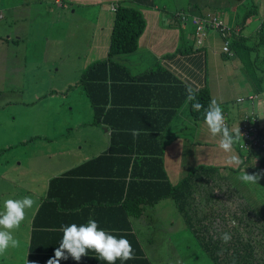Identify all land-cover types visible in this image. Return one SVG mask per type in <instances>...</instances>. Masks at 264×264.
Segmentation results:
<instances>
[{"label": "crops", "instance_id": "crops-1", "mask_svg": "<svg viewBox=\"0 0 264 264\" xmlns=\"http://www.w3.org/2000/svg\"><path fill=\"white\" fill-rule=\"evenodd\" d=\"M117 1L122 2V0H62L61 3L64 6L65 2L81 5L104 3L111 13L107 25L109 43L114 15L112 6ZM176 1L183 2V0ZM225 1L227 0H189L185 6L173 11L168 10L165 4H160L159 0H151L150 3L131 0L128 4L141 11L145 25L137 38L136 48L127 53L115 54L114 60L125 65L131 74H137L159 62L192 87L207 85L212 100L215 99L222 105L223 103L230 105L231 110L227 112L228 115L232 114L231 124L236 122L241 106H245L236 103V97L254 91L259 84L256 82L258 77L262 76L264 79L263 60L258 59L257 56L252 58L251 50L249 57L252 59L249 60L251 63L247 70L237 50L235 51L233 47L231 48L232 53L223 50V40L220 34L222 32L218 28L208 27L206 34L201 36V43H198L199 35L194 31L190 17L182 19L178 15L179 12L200 17H216L217 15L231 28L241 30L240 34L246 37L245 43L255 46L256 40L252 32L254 24L252 23L258 25V29L264 27L261 26L264 19V0H233L236 3L239 1L243 3V10L246 11L250 6L256 7V12L251 11L249 15L245 14L243 17L239 15V19L235 17V12L230 17L222 16L220 9L226 4ZM20 39L19 37L17 40ZM107 47L108 45L102 50L105 54L97 59L106 57ZM90 63H85L81 70ZM45 86L53 92L64 91V87H56L53 83H46ZM65 88L67 90V86ZM142 88L144 87H139L138 91L133 93L129 90L125 93L119 92L118 95L132 97L137 95ZM71 98L75 102L79 100L78 97ZM83 103L82 109L78 106L71 108L72 114L66 116L65 119L61 118L62 126L66 129L65 134H70L71 140L68 146L75 149L67 150V154L62 152L55 154L53 151L57 147H53L50 143L48 153L38 145L28 146L27 151L17 156L16 160H13L14 151L11 152L12 157L0 155V176L11 181L14 191L22 193L21 198L32 196L37 201V206L27 212L25 221L18 229L13 230V235L20 243L18 247L12 248V253L8 249L5 255L0 256L2 264H47L49 258L54 257L55 249L59 247L62 240L61 226L86 223L90 217L98 222L100 228L110 231L117 238L123 236L128 239L133 249L136 246L133 242L135 235L151 259L150 254L154 253L153 248L158 235L151 231L148 224L152 213L157 207L167 203L168 197H163L153 203H146L144 206L141 204L140 206H143L139 210L141 213L138 216L129 213L130 223H127L126 216L123 214L126 212L125 206L128 203L124 198L125 191L121 192L124 187L123 179L130 178L132 170L137 173L135 186L137 190L134 191L137 195L138 186H140L139 176L143 171L142 163L134 161L136 154L131 150L116 151L114 155L116 158L108 154L104 158H96L108 153L112 128L116 124L121 125L122 120L120 114L119 117L112 112L117 117L113 125L103 120L91 122L95 110L88 99ZM122 111L120 110L119 113H124ZM132 117L133 120L138 121L143 119ZM149 121L155 122L151 118ZM47 132L48 135L45 138L51 142L53 139L50 137V132ZM165 132L167 135L162 153L163 164L172 183L177 182L190 167L198 163L215 164L221 167V172L228 178L231 189L236 188L246 200L259 208L263 217L264 175L257 183H245L239 177L243 171L253 174L264 172V169L255 167L257 164L251 160L252 157L243 156V153L237 149L236 143L233 146L234 154L243 161L239 166L227 163L231 153H225L220 149L219 137H213L209 133L203 120H195L192 117L187 101L173 115ZM30 135L29 139L35 138V134ZM18 142L21 145H27L26 140L18 139ZM152 142L155 146L156 142L154 140ZM9 145L10 147L15 146V141L10 142ZM24 155H28L27 160L29 163L33 162V165L22 163ZM123 156H127L129 161L125 162L122 159ZM69 169H72V172L75 171V174L73 172L69 178L66 177L52 184L49 191L51 179ZM152 170L155 172V166ZM105 172H114L117 178L103 177L102 174ZM23 177L31 179L36 177V179L26 187L25 183L22 185L17 183V180ZM135 207L136 203H133L130 208L135 210ZM38 208H43L46 215L37 216ZM30 255L33 257L31 258ZM96 256L94 251H89L79 262L69 257L68 260H60V264H107L106 261L98 260ZM115 264H136V262L125 263L117 259Z\"/></svg>", "mask_w": 264, "mask_h": 264}, {"label": "trees", "instance_id": "trees-1", "mask_svg": "<svg viewBox=\"0 0 264 264\" xmlns=\"http://www.w3.org/2000/svg\"><path fill=\"white\" fill-rule=\"evenodd\" d=\"M18 1H12L14 2L11 6L13 9H18L14 7ZM140 1L150 3L151 0ZM7 2H11V0H0V6ZM251 11L256 12V7L250 6L243 16L249 15ZM55 25L57 28V23ZM144 25L145 20L139 9L129 4H123L121 1L115 2L107 55L91 62L79 74V81L83 86L84 93L95 110L91 122L103 120L107 124L113 125L117 120L115 114L118 116L120 114L122 120L121 125L116 124L112 128L108 153L101 154L96 158H104L107 154L116 158L114 156L116 151L131 150L136 154L134 161L141 162L143 166V171L139 176L140 186H138L139 193L137 195L134 193L137 190L135 188L137 173L132 170L131 177L123 179L124 187L121 192L125 191L124 198L128 202L125 206L126 212L123 214L126 216L127 223H130L129 213L138 216L141 213L139 210L144 204L153 203L163 197H171L185 223L199 240L201 248L217 264H264V218L260 214L259 208L253 206L234 188L227 190L225 198L229 194H234L236 198L228 197L229 203H226L225 200L221 201L219 209H216V213L213 214L214 203L220 197V192L217 193L215 189H221L223 184L226 188L230 186L228 178L221 172L220 166L212 163H198L190 167L177 182L172 183L169 180L162 156L167 125L185 101L189 104L192 117L195 120L204 121V109L208 107L212 98L207 85L193 87L199 89L196 92V101L203 105L200 111H194L192 108L194 101L187 99V88L191 85L182 81L159 62L148 66L137 74H131L125 65L114 60L115 54L127 53L136 48L137 38L143 31ZM261 26H264V19ZM240 31L232 27L225 34H220L223 46L226 41L228 43L229 49L226 52L229 53L232 47L235 51L237 50L243 66L248 70L251 63L249 60L252 59L249 57L252 46L244 42L246 37L242 33L240 34ZM16 39L12 41L16 43ZM256 45L253 48H256ZM223 50L225 51L224 48ZM254 64H256L255 60ZM22 76L28 77L26 74ZM258 78L256 82L259 84L254 91L264 88L263 77ZM137 87H144L137 95L132 97L118 95L119 92L125 93L127 90L131 93L138 91ZM63 90L65 91L66 88L64 87ZM220 105L225 119L230 118L232 114L228 115L227 112L231 110L230 105L228 103ZM120 110H123L124 113H119ZM130 114L135 116L134 119L137 117L143 119L141 121L133 120ZM149 118L155 122L149 121ZM132 129L139 130V136L134 138L131 134ZM68 138H70V134H68ZM153 140L156 142L155 146ZM258 147V145L255 146V151H251L249 157L253 153L257 157V159L254 157L257 163L255 167L264 169V162L257 151ZM16 152L13 160L17 158ZM122 159L125 162L129 161L127 156H123ZM153 166L156 168L155 172L152 170ZM73 172L75 174V171ZM73 172L72 169H69L63 174L54 176L50 181L49 191L52 184L66 177L69 178ZM113 173L105 172L102 175L103 177H115ZM35 179L36 177L33 179L23 177L18 179L17 183L20 185L25 183L27 187ZM255 191L258 193L256 189ZM133 203H136L135 210L130 208ZM141 204H143L142 207ZM44 215H46V211L43 208H38L37 216ZM231 219L234 221L233 224L230 222ZM239 226L244 227L253 236L251 238L245 236ZM224 232L231 234V240L227 244L219 238ZM133 242L136 245L133 249L134 258L125 261V263L132 261L136 264H156L150 259L149 254L145 252L135 235ZM30 257L33 256L30 255Z\"/></svg>", "mask_w": 264, "mask_h": 264}, {"label": "rangeland", "instance_id": "rangeland-1", "mask_svg": "<svg viewBox=\"0 0 264 264\" xmlns=\"http://www.w3.org/2000/svg\"><path fill=\"white\" fill-rule=\"evenodd\" d=\"M12 1L0 6V155L12 157L11 152L15 154L17 151L19 156L27 151L28 146L38 145L48 153L50 143L57 147L53 151L55 154H67V150L75 148L68 146L71 138H68V133L65 134L61 118L70 116L71 108L78 106L82 109L83 102H87L78 79L79 73L85 63L105 54L102 50L108 45L107 25L111 13L104 3L81 5L65 2L64 6L62 0H17L18 4L14 7L18 9H13ZM159 1L168 10L174 11L185 6L189 0ZM130 2L122 0L123 4ZM224 3L220 9L224 18L234 12L238 19L239 15L243 17L246 11L243 10V3L233 0ZM215 19L218 26L214 27L220 29L222 21L219 23L217 16ZM252 24L257 45L256 50L252 46L250 54L252 58L257 56L263 60L264 65V27L258 29V25ZM46 83L69 89L53 92L46 88ZM71 97H78L79 100L75 102ZM47 131L53 139L51 142L45 138ZM32 133L35 138L29 139ZM17 138L26 140L27 145H21ZM12 141H15V146L10 147ZM236 147L243 154L249 150L248 147ZM27 156L24 155L22 163L33 165V162H28ZM227 190L231 187L226 188L225 184L221 189H215L220 192V197L214 203L213 214L219 209L221 201L227 203L229 198H236L234 194L225 198ZM21 195L20 191H14L10 180L0 176V210L6 199L21 198ZM167 200L155 209L148 224L151 231L158 235L154 253L150 254L152 261L156 264H217L201 248L173 199L168 197ZM232 205L234 207V203ZM230 222L234 223L232 219ZM239 227L245 236H253L244 227ZM9 249L12 253V248Z\"/></svg>", "mask_w": 264, "mask_h": 264}, {"label": "clouds", "instance_id": "clouds-1", "mask_svg": "<svg viewBox=\"0 0 264 264\" xmlns=\"http://www.w3.org/2000/svg\"><path fill=\"white\" fill-rule=\"evenodd\" d=\"M181 13L182 12H180V14ZM191 15L193 14H187V17L189 16L190 20ZM217 18L229 27V30L232 29L231 26L221 18L218 16ZM209 27L214 28V26ZM226 50L227 49L225 48V51ZM198 90L199 89H195L192 86H188L187 88V99L189 101H194L192 103L194 111H200L201 108H203V105L196 101V92ZM236 103L240 104L239 102ZM246 103L247 102L243 101L241 105H245ZM204 112V123L207 126L209 133L213 137H219L220 149L225 153H231L227 163L235 166L242 164L243 161L234 154L233 149L235 143L239 146V139L242 135L239 127H233L231 129L228 127L231 124V119H225L223 109L220 103L215 99L211 100L208 107L204 109ZM131 134L135 138L139 136L140 132L137 129H132ZM251 151L254 152V148H249L247 154H243V156H249ZM251 157L255 162L254 157L256 156L251 153ZM255 164L257 163L255 162ZM262 175H264V172L249 174L246 171H243L239 179L245 183H257ZM35 206H37V201L32 196L9 198L4 201L3 209L0 210V256L5 255L9 248H16L19 246L20 242L13 235V230L20 227L21 223L26 219L27 212ZM61 231L63 232V237L60 245L55 249L54 257L49 258L47 264H60V260H68L69 257L79 262L89 251H94L97 254L96 258L100 261H106L107 264H115L117 259L127 261L134 258V250L128 239L123 236L117 238V236L113 235L110 231L100 228L98 222L91 217L86 223L62 225ZM219 238L223 243L227 244L231 240V234L224 232Z\"/></svg>", "mask_w": 264, "mask_h": 264}, {"label": "built area", "instance_id": "built-area-1", "mask_svg": "<svg viewBox=\"0 0 264 264\" xmlns=\"http://www.w3.org/2000/svg\"><path fill=\"white\" fill-rule=\"evenodd\" d=\"M112 7L114 8V5ZM178 15L182 19L187 18L186 13L180 14L179 12ZM215 18L216 17L213 16L200 17L195 14L191 15L194 31L199 35L197 39L198 43H201V36L206 34L207 27L218 26ZM218 22L221 23V20L218 19ZM220 30L225 34L229 30V27L222 23ZM223 48L229 49L227 41ZM243 101L247 103L245 106H241L236 122L230 124L228 127L230 129L239 127L242 134L239 139L240 147L255 149V146L258 145L257 151L264 162V88L257 92H250L243 96L236 97V102H239L240 105ZM226 123L228 124L227 121Z\"/></svg>", "mask_w": 264, "mask_h": 264}]
</instances>
